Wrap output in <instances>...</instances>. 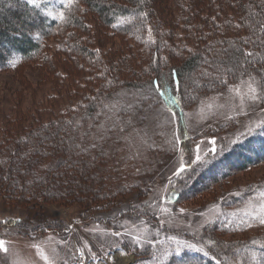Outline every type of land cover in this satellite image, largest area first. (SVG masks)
<instances>
[{"label": "trees", "instance_id": "1", "mask_svg": "<svg viewBox=\"0 0 264 264\" xmlns=\"http://www.w3.org/2000/svg\"><path fill=\"white\" fill-rule=\"evenodd\" d=\"M200 1L180 2L181 15L174 18L164 15L166 9H172L170 2L157 6L155 0H81L79 5H86L101 23L114 31L123 28L128 34L137 25L135 36L149 44L148 65L139 72L133 69L132 77L118 86L113 76L123 71L120 66L123 59L115 65L114 61L104 64L100 68L105 73L102 75L108 76L112 70L115 74L112 73L108 83L99 89L93 86L86 92L87 97L73 104L54 100L58 92L50 81L55 73L53 61L59 56L57 65L66 62L69 45H76L81 56L89 51L102 57L106 50L105 42L100 39L91 38L85 41L87 45L75 39L86 27L78 2L69 5L66 0L64 3L38 0L37 7L28 0H0V74L11 72L19 79L18 86L9 85L3 98L0 97V194L24 209L41 227L51 228L55 223L44 211L48 206L77 202L86 205V214L92 215L104 199L113 202L126 190L140 186L142 178L116 168L118 164L112 152L119 151L111 146L117 147L127 137L128 130L132 132L139 127L133 122L143 118L144 103L154 98L173 108L181 122L188 99L196 97L199 89L218 84L222 87L224 80L240 75L245 65L251 68L256 62L264 64V0ZM239 11L242 18L237 19L234 12ZM61 12L63 19L59 17ZM147 24L152 25L151 35ZM54 36L61 44L56 53L45 42ZM169 44L178 50L179 59L171 60L169 54L165 55L164 49ZM24 66L31 71L20 69ZM61 69H57L56 75L69 78L70 73ZM156 82L166 90L165 96L154 90ZM46 84L52 86L46 93L35 92V87ZM85 87L74 94L84 93ZM120 95L126 98L122 103L116 100ZM169 97L176 103L169 104ZM212 158L203 171L222 165L223 169L217 171L222 176L227 168L242 170L263 161L264 125ZM193 164L189 161L184 165L186 171L174 177L175 202L183 195L177 184L189 178ZM216 178L221 180L220 176H214L213 180ZM229 215L218 218L207 230L216 253L211 248L205 256L184 248L177 254L176 243L160 239L143 247L134 246L137 260L133 264H216L217 259L221 264H264V247H261L264 234L236 245L222 243L214 235L255 224L264 212L255 218L250 213L241 217L237 213ZM64 227L69 231V226Z\"/></svg>", "mask_w": 264, "mask_h": 264}, {"label": "rangeland", "instance_id": "2", "mask_svg": "<svg viewBox=\"0 0 264 264\" xmlns=\"http://www.w3.org/2000/svg\"><path fill=\"white\" fill-rule=\"evenodd\" d=\"M74 1L78 2V10L82 12L86 25L85 29L74 36L75 39H81L86 45L88 43L85 41L88 42L91 38L100 39L105 42L106 50L102 57L89 51L86 55L83 54L84 57L76 45H69L66 50L69 58L66 62L57 65V56L52 64L55 73L50 81H53L51 85L58 92L54 100H59V103L69 101L74 104L82 101L93 86L99 89L102 84L108 83L114 70L106 76L102 75L105 73L100 68L111 61L115 65L123 59L120 64L123 71H118L113 76L114 79L117 78L118 86L132 77L133 69L139 72L143 66L148 65L146 59L149 44L135 36L138 31L135 29L139 28L137 25L128 34L123 28L118 32L114 31L101 23L86 5H79L81 0ZM182 1L155 0V5H168L167 2H170L172 9H166L164 15H174L175 18L181 15ZM196 1L202 3L200 0ZM234 14L237 19L242 18L240 11ZM147 28L151 35L152 25L147 24ZM177 31L178 29L174 31V36ZM54 37L45 41L52 53L60 50V39ZM163 37L165 38L164 34ZM171 37L173 38V33ZM166 47L164 53L169 54V59L180 58L178 50L172 45ZM217 55L214 56L219 57ZM59 68H62V72L70 73L69 78L57 76ZM20 69L31 71L27 66ZM263 70L264 64L259 62L253 63L251 68L245 65L241 68L240 75L235 77L233 74V78L226 82L224 80L222 87L218 84L199 89L196 97L194 95L188 99L181 122L173 108L154 98L144 103L143 118L133 122L139 127L132 132L128 130L127 137L117 147L111 146L112 150L119 151L112 152L114 162L118 164L116 168L121 172L133 173L144 181L140 186L126 190L113 202L104 199L103 205L98 206L92 215L86 214V205L77 202L68 206L52 205L44 208V211L53 218L55 226L41 227L42 224L31 219L24 209L0 194V240H4L9 248L8 253L0 250V264H115V260H119L116 258L118 253L127 260L125 264H133L137 260L133 252L134 246L143 247L160 239L196 244L209 252L212 248V253H216L214 245L209 243V227L227 214L233 216L237 213L241 217L250 213L255 218L261 214V205H264V159L247 169L235 168L231 171L227 168L223 176L217 173L223 169L222 165L203 171L213 155L264 125ZM18 80L11 72L1 73L0 97L3 98L9 85L18 86ZM51 85L34 89L35 92L41 91L43 95ZM84 86V93L80 91L74 94V91H79ZM250 86L257 90L255 101L250 99ZM124 98L122 95L116 96L120 103L126 100ZM129 129L131 130V126ZM175 137H179V140ZM213 140L215 144L212 143ZM213 148L216 149L214 154ZM198 149L201 161L196 160ZM254 151H258V148H254ZM189 161L194 162L193 171L189 173V178H184L177 184L183 195L175 202L174 172L178 171L179 165H186ZM214 176H220L221 180H213ZM64 226H69V231L66 232ZM45 228L51 230L46 231ZM263 234L264 224L260 221L245 224L232 231L214 233L215 238L222 243L235 245ZM136 237H140L139 242ZM45 256L47 259H44Z\"/></svg>", "mask_w": 264, "mask_h": 264}, {"label": "snow or ice", "instance_id": "3", "mask_svg": "<svg viewBox=\"0 0 264 264\" xmlns=\"http://www.w3.org/2000/svg\"><path fill=\"white\" fill-rule=\"evenodd\" d=\"M64 2H65V0H62V3H64ZM66 2H67V4L71 5L74 2V0H66ZM28 3L39 7L38 0H28ZM59 17L61 19H63L64 18V13L61 12L59 14ZM247 55L251 56L252 53H248ZM153 87H154V90L160 96H165L166 95V90L158 82L154 83ZM256 91H257L256 88L251 87V86L249 87V92L251 93L250 99L253 100V101H255L257 99V96L255 95ZM241 101L243 102V97H241ZM168 103L169 104H175L176 101L173 98L169 97L168 98ZM169 111H171V109H169ZM249 131H251V128H249ZM175 139L179 140V137H175ZM212 143L215 144V141L213 140ZM94 146L95 145H93V147ZM212 151L215 152L216 149L213 148ZM196 160L197 161H201V156L199 154V149L197 151ZM202 162L206 163L207 161H202ZM185 171H186L185 166L183 164H181V165H179L178 171L174 172V175L180 176ZM164 211H167V210L165 209ZM261 211L264 212V205H261ZM260 223L264 224V216L261 217ZM113 234L117 235L118 233H113ZM173 239H175V238H173ZM136 241L139 242L140 241V237H136ZM175 243H176L175 252L177 254H179L181 251H183L184 248H187V249H190V250H193V251H196V252H202L205 256L209 255V251L208 250H206L204 247H198L196 244H191V243H187V242H183L182 243V242H180L178 240H176ZM209 243L211 244V241ZM261 247H264V245H261ZM0 250H2L5 253L9 252V248L6 246V242L4 240H0ZM253 257L255 258V253H253ZM164 258H167V253L165 254ZM44 259H47V256H45ZM213 259H216V257L213 256ZM17 264H18V262H17ZM216 264H221V262L217 259L216 260Z\"/></svg>", "mask_w": 264, "mask_h": 264}, {"label": "bare ground", "instance_id": "4", "mask_svg": "<svg viewBox=\"0 0 264 264\" xmlns=\"http://www.w3.org/2000/svg\"><path fill=\"white\" fill-rule=\"evenodd\" d=\"M116 258H118L119 260H115V264H125L126 263V259L124 260V256L120 253L116 254ZM93 264H103V263H98V262H95Z\"/></svg>", "mask_w": 264, "mask_h": 264}]
</instances>
